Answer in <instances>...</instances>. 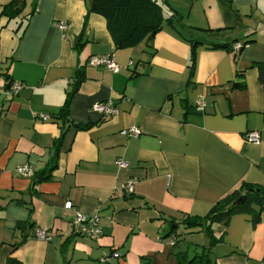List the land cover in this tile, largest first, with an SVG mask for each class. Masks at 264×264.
<instances>
[{"label":"crops","instance_id":"obj_1","mask_svg":"<svg viewBox=\"0 0 264 264\" xmlns=\"http://www.w3.org/2000/svg\"><path fill=\"white\" fill-rule=\"evenodd\" d=\"M164 1L185 25L219 30L215 42H251L237 53L197 47L190 77V44L169 26L117 50L105 20L89 13L91 0H24L13 19L1 15L9 0H0V85L23 86L10 101L0 97V264L21 240L16 225L26 220L53 234L46 242L29 232L12 253L22 264H177L176 253L190 256L209 238L179 225L180 238L170 221L205 216L243 183L264 186V84L256 65H264V0ZM109 55L117 73L88 65ZM77 69L84 79L68 119L94 124L87 129L53 118ZM108 101L116 115L92 109ZM185 106L194 112L185 116ZM130 127L140 135L121 134ZM250 131L259 143L245 139ZM117 159L129 167L118 168ZM25 164L35 174L54 168L50 179L33 183L15 174ZM127 180L133 193L119 196ZM76 213L97 215L101 235H74ZM212 234L220 238L210 249L212 264H264V212L255 226L239 214L225 227L213 225ZM173 236L180 240L170 246ZM114 252L119 257L100 262Z\"/></svg>","mask_w":264,"mask_h":264},{"label":"trees","instance_id":"obj_2","mask_svg":"<svg viewBox=\"0 0 264 264\" xmlns=\"http://www.w3.org/2000/svg\"><path fill=\"white\" fill-rule=\"evenodd\" d=\"M23 6L24 0H9L3 7L1 15L8 19H13L22 12ZM89 13L97 14L105 20L106 29L117 50L133 48L144 40H150L164 26H169L190 44V77H192L196 65L197 47L234 52L232 47L238 44L234 42H215L212 35L219 30L213 31L185 25L181 15L170 8L164 0H161L160 3L155 0H91ZM249 42L251 41H245L243 45L239 44L240 48L238 51ZM256 65L259 71V81L264 84V65L259 63ZM239 74L237 73V75ZM5 75L7 76V74ZM83 79V71L77 69L72 90L66 95L64 104L60 110L53 115V118L60 120L63 125L70 123L75 129H87L94 125L73 124L68 119L71 98ZM185 109V116L194 112L186 106ZM64 134L65 131H61L60 138L56 143L57 150ZM57 150L56 153L58 152ZM53 168L54 165L45 172L34 174L32 178L33 183L50 179V172ZM238 200H241V202H237ZM262 212H264V186L243 183L239 189L234 190L217 201L205 216L182 215L179 222L170 221V232L175 233L177 227L182 225L185 230H204L209 238L208 246L201 247L199 251H195L192 257L186 252L176 253L177 264H212L209 258L210 249L215 242L220 240V238L213 236L212 226L219 224L225 227L233 216L239 214L249 216L251 224L255 226L259 223ZM16 228L20 230L21 240L11 246L12 252L7 256L4 264H22L12 253L25 242L29 236V232L32 231L31 236L34 237V231L38 229L28 220L18 223Z\"/></svg>","mask_w":264,"mask_h":264},{"label":"built area","instance_id":"obj_3","mask_svg":"<svg viewBox=\"0 0 264 264\" xmlns=\"http://www.w3.org/2000/svg\"><path fill=\"white\" fill-rule=\"evenodd\" d=\"M57 28L64 32L66 30V24L65 23H59L57 25ZM240 48L239 44H235L232 47V50L234 52L238 51ZM88 65L93 67H104L106 70L117 73L119 71V67L115 62V59L112 55L109 56H101V57H91L88 60ZM3 72L0 67V79ZM23 86L20 82L17 81H9L7 84L1 86L0 85V97L3 96L6 101L12 100L16 95L19 94V92L22 90ZM201 104V103H200ZM92 109L101 114L102 117H109L117 114L116 107L110 102L106 103H97L92 106ZM41 120L46 121L49 119L47 115H37ZM123 136L126 138H136L140 135V130L137 127H130L128 129H125L121 132ZM245 139L252 143H259V133L256 131H250L245 133L244 135ZM115 165L118 168L127 169L129 167V164L121 159H117L115 161ZM15 174L19 177L24 178H33L34 177V170L29 165H19L15 168ZM134 188V181L133 180H127L123 185H121L119 189V196H122L124 194H132ZM67 208L71 207L70 203L66 204ZM71 230L72 233L76 236H84L91 239H96L101 235V230L99 228V217L97 215L94 216H85L79 213H76L74 216V219L71 223ZM52 231L51 230H45V229H36L34 231V238L39 241H49L52 237ZM177 241V236H173L169 239L168 244L170 246L175 245V242ZM117 258L119 257L117 252L112 253L110 256L103 257L100 262L101 263H107L109 262L110 258Z\"/></svg>","mask_w":264,"mask_h":264},{"label":"rangeland","instance_id":"obj_4","mask_svg":"<svg viewBox=\"0 0 264 264\" xmlns=\"http://www.w3.org/2000/svg\"><path fill=\"white\" fill-rule=\"evenodd\" d=\"M177 229H178V230L176 231V232H178L177 234L179 235V237H180V238H182V236H183V235H181V231H179V230H181V229H180V226H178V228H177ZM180 238H178V240H180ZM193 254H194V252L192 253V249H191L190 256L192 257V256H193Z\"/></svg>","mask_w":264,"mask_h":264},{"label":"water","instance_id":"obj_5","mask_svg":"<svg viewBox=\"0 0 264 264\" xmlns=\"http://www.w3.org/2000/svg\"><path fill=\"white\" fill-rule=\"evenodd\" d=\"M237 202H241V200H238Z\"/></svg>","mask_w":264,"mask_h":264}]
</instances>
